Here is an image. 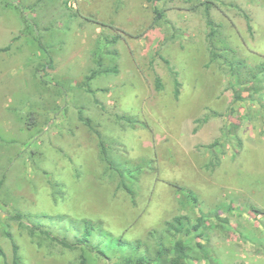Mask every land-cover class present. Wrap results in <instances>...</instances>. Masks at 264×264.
Listing matches in <instances>:
<instances>
[{"label": "rangeland", "instance_id": "1", "mask_svg": "<svg viewBox=\"0 0 264 264\" xmlns=\"http://www.w3.org/2000/svg\"><path fill=\"white\" fill-rule=\"evenodd\" d=\"M192 5L0 0V48L10 47L0 53V249L8 263L6 231L23 264H78L76 253L38 247L9 221L20 211L102 220L131 240L176 216L194 222L206 215L210 240L202 243L217 264H264V216L256 220L252 211H264V75L241 86L226 67L209 63L208 28ZM153 6L165 12L160 26H153ZM212 15L239 59L249 68L264 64V0H221ZM119 35L107 50L119 72L91 81L92 93L80 90L96 68L98 42ZM81 110L126 170L153 161L139 176L135 200L117 189ZM125 115L144 124L120 126L116 116ZM216 141L221 162L210 170L208 146Z\"/></svg>", "mask_w": 264, "mask_h": 264}, {"label": "trees", "instance_id": "2", "mask_svg": "<svg viewBox=\"0 0 264 264\" xmlns=\"http://www.w3.org/2000/svg\"><path fill=\"white\" fill-rule=\"evenodd\" d=\"M152 3L153 0H147ZM193 4L194 9H201L208 28L206 45L209 54V63L221 64L227 68L230 76L237 79L239 85L252 84L255 81L261 82L260 77L264 75V64L255 68H249L245 61L236 56L234 49L229 48L224 41L221 25L218 24L212 15L217 2L221 0H187ZM154 21L153 26H160L165 21V12L157 6H153ZM26 20V18H24ZM27 23V21H25ZM121 40V36H113L111 39L105 37L99 41L97 51L94 54L96 68L77 87L92 93L90 82L102 75L117 74L118 64L114 62V56L107 53L108 45L114 46ZM40 50L49 54L43 46ZM10 51V47L0 48L1 52ZM50 56V55H49ZM49 66H52L53 59L49 58ZM169 65V62L165 60ZM247 69V75L242 76L241 71ZM40 70H38V73ZM156 89L163 90V85L159 78L156 79ZM180 82L175 81V96H180ZM261 88L250 89L260 91ZM237 99H241L238 94ZM34 108V107H33ZM79 120L98 139L101 160L105 163L107 171L118 179L117 189L126 192L135 200V185L138 183L142 170H150L153 161H145L143 164L133 166L126 170L111 155L112 149L109 147L98 126L91 118L84 116V112H79ZM34 116V114H33ZM37 118V115H36ZM120 126L137 127L144 123H138L131 116H116ZM53 121H50V125ZM42 123V122H41ZM141 125V126H142ZM31 127V126H30ZM218 141L208 146L212 154L207 168L214 170L220 165V158L216 154ZM214 156V157H213ZM3 182L0 184L2 185ZM182 191H185L182 189ZM187 192V191H186ZM193 203L197 204V198L193 193L186 195ZM256 220L264 216V211L252 207ZM208 216L201 215L194 222L187 215L176 216L166 221L162 228L153 229L148 232L146 239L131 240L126 234L117 235L108 230L102 220L93 221L88 218H72L68 215H32L16 211L9 217V221L17 223L20 229L27 232L28 236L34 240L38 247H56L64 251L77 254L78 264H190L192 262L209 261L217 264L214 259L205 251V244L202 242L210 240V226L207 225ZM5 236L12 245V261H6V255L0 249V257H3L5 264H23L20 249L14 236L5 232Z\"/></svg>", "mask_w": 264, "mask_h": 264}]
</instances>
